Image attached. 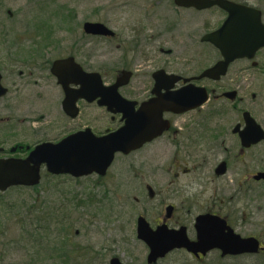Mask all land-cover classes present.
Masks as SVG:
<instances>
[{
  "label": "rangeland",
  "instance_id": "1",
  "mask_svg": "<svg viewBox=\"0 0 264 264\" xmlns=\"http://www.w3.org/2000/svg\"><path fill=\"white\" fill-rule=\"evenodd\" d=\"M173 7L156 0H0V69L6 74L5 84L18 85L22 93L0 106V144L7 149L17 143L27 148L60 140L70 131L90 128L98 134L111 127L110 115L84 104H80V117L70 121L62 111V91L47 73L30 85L20 80L19 71L26 67L15 64L30 52L38 53L32 61L41 65L76 57L87 70L105 73L110 83L128 66L135 72L124 93L133 99L147 96L149 75L157 69L193 75L217 62L218 53L199 39L216 29L223 16L178 12ZM86 22H101L119 38L86 35ZM145 31L162 33L161 45L159 39L154 45L145 39ZM171 157V149L156 143L130 158H119L103 180L95 175L48 176L44 170L38 191L12 188L1 193L0 264H109L113 257L129 264L132 256L143 261L147 252L135 229L142 209L133 207L127 180L144 168L157 174L175 173L169 171ZM179 157L192 162L184 148ZM235 170L233 165L230 175ZM36 196L44 204L37 203L44 219L40 224L36 215L27 216L24 210L35 204ZM261 231L264 234V228Z\"/></svg>",
  "mask_w": 264,
  "mask_h": 264
},
{
  "label": "flooded vegetation",
  "instance_id": "2",
  "mask_svg": "<svg viewBox=\"0 0 264 264\" xmlns=\"http://www.w3.org/2000/svg\"><path fill=\"white\" fill-rule=\"evenodd\" d=\"M156 1H167L178 12L195 14L212 12L218 16L222 15L220 25L199 39L200 44L209 45L218 53L219 60L193 75L182 72L171 73L165 68L157 69L149 75L151 87L147 96L143 99H133L124 93L131 85L135 72L128 66H123L119 71L121 74L114 75L110 83L105 73L87 70L76 57L58 59L75 58L84 71L99 73L106 85L114 84L121 77L122 71H127L131 77L129 83L120 89V94L130 101H136L139 105L157 97L154 93L155 75L164 76L166 80V75L159 73L162 70L179 78L173 86V91L187 92L186 89L192 88L206 96L200 105L185 113H164L163 117L170 122V127L142 149L128 156L118 154L117 159H127L149 146L161 143L162 146L172 150L173 157L169 159L171 166L169 171L175 172L157 174L144 168L142 174L132 173L133 179L127 180L130 186L128 195L133 200V207L142 209V212L137 214L135 223L136 238L144 247V252H147L143 261L132 256L133 261L129 264H264V234L261 231L264 228V179L258 178L264 172V46L260 47L251 58L245 56L231 61L223 75L218 77V74L213 73L211 77H205L204 74L222 62L224 57L219 48L211 42L203 41V38L218 31L229 18L230 12L217 6L200 11L196 8L177 7L174 0ZM228 2L242 7L237 10H243L240 16L246 21L241 26L246 32L262 35L264 1ZM258 22L261 28L259 30H257ZM114 34V37L101 38L115 41L119 37L117 33ZM161 34L159 32L152 35L145 31V39L150 40L153 45L159 39L158 46H160ZM238 41L246 42L240 38ZM248 42L256 43L257 39H250ZM34 56L38 59V53L34 55L30 52L28 57H21V61L15 64L18 67H26V70L19 71L18 77L20 80H26V85H30L32 81L37 80L39 74L47 73L62 91V111L70 121L80 117L83 107L80 104H84L96 106L111 117L110 128L98 134L93 131L98 137L108 135L123 125L121 115L111 114L105 108L97 104H88L85 100L77 102L79 114L76 118L67 115L63 109L66 92L53 72L54 63L58 60L41 65L32 61ZM0 73L1 84L7 89V93L0 98V106H3L11 96L14 94L19 96L22 93L18 85L14 87L6 85L5 72L0 69ZM71 87L79 89L80 85L72 84ZM165 92L162 90V94ZM183 118L187 120L179 123L178 121ZM1 120L0 114V125ZM225 122L228 125L221 126V123ZM80 131L83 130L70 131L65 137ZM65 137L44 142L57 144ZM39 144L23 148L17 143L9 149L4 147V144H0L5 148V151L0 153V158H26ZM182 148L187 150L186 159L192 160L191 165L179 157ZM220 159V163L215 165L214 162L217 164ZM149 163L147 161L144 166ZM183 165L185 166L182 168ZM188 165L189 168H186ZM233 165L236 166V170L230 175ZM222 166L224 172L220 171ZM132 167L136 171V166H130ZM132 181H136L137 186ZM207 215L210 216L211 223L198 221L200 217ZM140 217L145 219L152 230L151 237L147 241L138 238L137 227ZM158 230L160 237L166 234L174 235L176 236L174 240L181 239L182 243L190 246L174 248L164 256L150 261L152 248L149 243H162L160 237L154 238ZM206 242L208 246L204 247L202 244ZM240 245L243 246L241 250H239Z\"/></svg>",
  "mask_w": 264,
  "mask_h": 264
},
{
  "label": "water",
  "instance_id": "3",
  "mask_svg": "<svg viewBox=\"0 0 264 264\" xmlns=\"http://www.w3.org/2000/svg\"><path fill=\"white\" fill-rule=\"evenodd\" d=\"M228 1L175 0L179 7L205 10L218 6L230 12L229 18L218 31L203 38V41H209L219 48L224 57L222 62L204 74L205 77H211L213 73L218 74V77L223 75L231 61L245 56L251 58L260 47L264 46V30L261 32L262 35L256 34V32H246L241 26L246 21L240 16L243 10H237L242 7ZM259 29L261 28L258 22L257 30ZM83 30L92 36L114 37L115 35L102 23L86 22ZM239 38L246 42H239ZM255 38L257 39L256 43L248 42ZM53 72L66 92L63 109L71 118H76L79 114L77 102L86 100L88 103L97 102L99 107L106 108L109 113L122 115L125 124L118 131L104 137H97L90 129H87L68 136L58 144L49 142L40 144L30 152L26 159H0L1 192L12 187L38 185L41 181L42 167H45L52 175H70L73 178H81L96 174L103 177L107 174L117 153L128 155L161 136L170 127V123L163 119L165 112L185 113L206 99L205 94L198 93L192 88L186 89L187 92L172 91L179 78L167 76L164 71H160V74L166 75V80L164 76L155 75L154 93L157 94V98L143 103L136 110L137 103L124 99L119 93V89L129 82L131 75L128 72H123V76L111 86L104 84L100 74L85 72L74 58L56 61ZM1 79L0 73V98L7 93V89L1 84ZM72 84L80 85V88L73 89ZM162 90L166 92L162 94ZM2 152L4 149L0 147V153ZM220 171L224 172L223 166ZM258 178L264 179V173H261ZM198 221L211 223V218L209 215L202 216ZM151 233L152 230L148 227L145 219L140 218L138 222L139 238L147 241L151 237ZM159 237L160 230L154 234V238ZM235 237L239 238L236 235ZM174 238L176 236L166 234L159 238L162 243H149L152 248L150 261L164 256L174 248L190 246L187 243H182L181 239L174 240ZM202 245L207 247L208 242ZM241 248H243L242 245L239 250ZM110 264L123 263L119 258H113Z\"/></svg>",
  "mask_w": 264,
  "mask_h": 264
},
{
  "label": "trees",
  "instance_id": "4",
  "mask_svg": "<svg viewBox=\"0 0 264 264\" xmlns=\"http://www.w3.org/2000/svg\"><path fill=\"white\" fill-rule=\"evenodd\" d=\"M19 188H22V187H19ZM40 188V185L37 186V187H34V188H31V190H34V191H38V189ZM17 189V188H16ZM1 194V193H0ZM41 204L42 206L44 205L43 203H40L39 200H38V197L36 196L35 197V204L33 206L30 207V205H26L25 206V209L26 212H27V216H30L31 213L36 215V220H37V224H40L41 222L44 221V219H42L40 216V212H41V209L37 206L38 204ZM81 204H84V203H81ZM28 210V211H27ZM42 219V220H41ZM49 219L46 218V222L48 221ZM38 227V226H37Z\"/></svg>",
  "mask_w": 264,
  "mask_h": 264
}]
</instances>
